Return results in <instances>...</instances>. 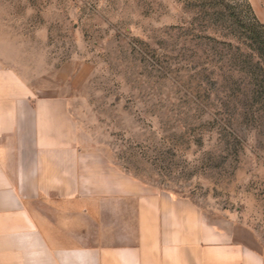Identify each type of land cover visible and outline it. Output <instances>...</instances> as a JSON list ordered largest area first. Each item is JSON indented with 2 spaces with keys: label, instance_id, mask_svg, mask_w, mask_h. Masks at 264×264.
<instances>
[{
  "label": "rangeland",
  "instance_id": "obj_1",
  "mask_svg": "<svg viewBox=\"0 0 264 264\" xmlns=\"http://www.w3.org/2000/svg\"><path fill=\"white\" fill-rule=\"evenodd\" d=\"M0 66L264 258V0H0Z\"/></svg>",
  "mask_w": 264,
  "mask_h": 264
},
{
  "label": "crops",
  "instance_id": "obj_2",
  "mask_svg": "<svg viewBox=\"0 0 264 264\" xmlns=\"http://www.w3.org/2000/svg\"><path fill=\"white\" fill-rule=\"evenodd\" d=\"M0 264H264L239 231L148 193L84 141L70 101L0 66Z\"/></svg>",
  "mask_w": 264,
  "mask_h": 264
}]
</instances>
